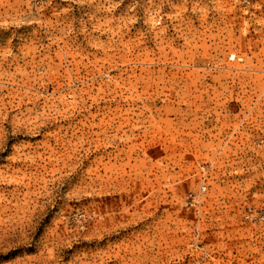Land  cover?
Wrapping results in <instances>:
<instances>
[{
  "label": "rangeland",
  "instance_id": "rangeland-1",
  "mask_svg": "<svg viewBox=\"0 0 264 264\" xmlns=\"http://www.w3.org/2000/svg\"><path fill=\"white\" fill-rule=\"evenodd\" d=\"M264 0H0V264H264Z\"/></svg>",
  "mask_w": 264,
  "mask_h": 264
},
{
  "label": "built area",
  "instance_id": "built-area-1",
  "mask_svg": "<svg viewBox=\"0 0 264 264\" xmlns=\"http://www.w3.org/2000/svg\"><path fill=\"white\" fill-rule=\"evenodd\" d=\"M262 217H264V215H262Z\"/></svg>",
  "mask_w": 264,
  "mask_h": 264
}]
</instances>
